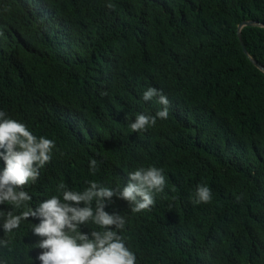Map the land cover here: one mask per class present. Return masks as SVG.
I'll return each instance as SVG.
<instances>
[{
	"label": "trees",
	"instance_id": "16d2710c",
	"mask_svg": "<svg viewBox=\"0 0 264 264\" xmlns=\"http://www.w3.org/2000/svg\"><path fill=\"white\" fill-rule=\"evenodd\" d=\"M264 0H0V264H264Z\"/></svg>",
	"mask_w": 264,
	"mask_h": 264
},
{
	"label": "water",
	"instance_id": "95a60500",
	"mask_svg": "<svg viewBox=\"0 0 264 264\" xmlns=\"http://www.w3.org/2000/svg\"><path fill=\"white\" fill-rule=\"evenodd\" d=\"M243 26H264V25L259 24V23H257V22H253V21L243 22V23H241V24L238 25V28H237V38H238V40H239V42H240V45H241L242 51L247 55V52H246V50H245V48H244V46H243V43H242V41H241V37H240V29H241V27H243ZM250 61H251V63H252L256 68H258L260 71H262V72L264 73V67H263V66H261L256 60H254V59H252V58H250Z\"/></svg>",
	"mask_w": 264,
	"mask_h": 264
}]
</instances>
